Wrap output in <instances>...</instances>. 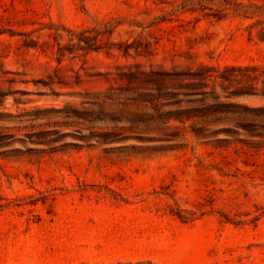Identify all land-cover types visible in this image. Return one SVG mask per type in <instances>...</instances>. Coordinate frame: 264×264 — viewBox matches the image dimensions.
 I'll return each instance as SVG.
<instances>
[{
    "label": "rangeland",
    "instance_id": "obj_1",
    "mask_svg": "<svg viewBox=\"0 0 264 264\" xmlns=\"http://www.w3.org/2000/svg\"><path fill=\"white\" fill-rule=\"evenodd\" d=\"M190 1L0 0V264H264V0Z\"/></svg>",
    "mask_w": 264,
    "mask_h": 264
},
{
    "label": "trees",
    "instance_id": "obj_2",
    "mask_svg": "<svg viewBox=\"0 0 264 264\" xmlns=\"http://www.w3.org/2000/svg\"><path fill=\"white\" fill-rule=\"evenodd\" d=\"M207 0H191V4H198V5H204V3L206 2ZM250 7L252 6H255L254 3H250L249 4ZM242 7H245V5H243ZM82 264H93V263H89V262H83Z\"/></svg>",
    "mask_w": 264,
    "mask_h": 264
}]
</instances>
